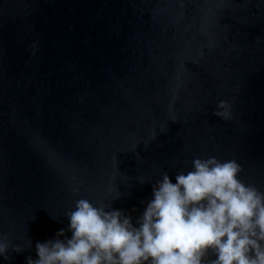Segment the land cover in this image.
<instances>
[{"label": "water", "instance_id": "95a60500", "mask_svg": "<svg viewBox=\"0 0 264 264\" xmlns=\"http://www.w3.org/2000/svg\"><path fill=\"white\" fill-rule=\"evenodd\" d=\"M211 156L264 192V0H0V264Z\"/></svg>", "mask_w": 264, "mask_h": 264}, {"label": "clouds", "instance_id": "9594fccd", "mask_svg": "<svg viewBox=\"0 0 264 264\" xmlns=\"http://www.w3.org/2000/svg\"><path fill=\"white\" fill-rule=\"evenodd\" d=\"M229 108L221 101L215 114L230 119ZM241 171L211 156L195 158L175 183L165 172L135 223L124 210L78 199L67 230L37 242L38 258L26 264H264V192ZM9 248L0 240V256Z\"/></svg>", "mask_w": 264, "mask_h": 264}]
</instances>
